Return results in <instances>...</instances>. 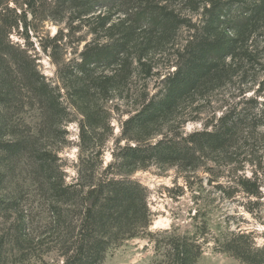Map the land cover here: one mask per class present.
Returning a JSON list of instances; mask_svg holds the SVG:
<instances>
[{
    "label": "rangeland",
    "instance_id": "obj_1",
    "mask_svg": "<svg viewBox=\"0 0 264 264\" xmlns=\"http://www.w3.org/2000/svg\"><path fill=\"white\" fill-rule=\"evenodd\" d=\"M0 1V38L7 35L6 41L27 50L56 105V115L49 118L27 95L23 106L1 109L7 127L0 140H11L14 131L31 140L33 151L12 158L0 151V198L9 206L0 209V264H62L55 206L77 227L92 205L84 196L105 178L139 182L146 190L151 224L113 245L102 264H153L164 257L170 234L201 244L196 264H249L224 251L223 243L244 232L252 246H264V21L253 39L256 55L238 61L222 85L186 100L170 119L126 131V121L160 95L165 76L176 69L179 48L201 29L204 2L234 0H162L190 20L175 40L150 50L142 58L146 65L131 48L126 65L90 67L81 65L82 52L88 44L113 41L106 27L124 18L132 6L127 0L124 5L121 0H93L86 8L63 0ZM99 14L107 16L105 28ZM233 108L258 118V125L244 130L234 154L203 157L191 168L156 161L136 167L122 163L125 146L180 139ZM245 177L262 185L259 196L247 193L241 184ZM53 183L65 189L62 198L55 195Z\"/></svg>",
    "mask_w": 264,
    "mask_h": 264
},
{
    "label": "trees",
    "instance_id": "obj_2",
    "mask_svg": "<svg viewBox=\"0 0 264 264\" xmlns=\"http://www.w3.org/2000/svg\"><path fill=\"white\" fill-rule=\"evenodd\" d=\"M63 1L79 3L85 8L93 2ZM127 1L132 6L125 10V16L119 22L106 27L107 16H97L100 27H106L113 41L88 44L81 54L82 66L90 67L101 62L126 65L134 53L131 48H135L140 64L146 65L142 58L150 50L175 40L180 28L190 21L168 1L165 4L162 0ZM121 3L124 5L125 0ZM204 3L201 29L196 28L186 44L179 48L176 69L165 76L160 95L150 99L141 111L126 121V131L144 130L170 119L186 100L205 96L222 85L234 72L238 61H251L256 55L257 44L253 39L262 27L261 21H264V0ZM193 5L198 7L196 1ZM84 12L88 13V9ZM228 28L234 32H229ZM1 29L0 26V33ZM4 38L7 40V35ZM4 38H0V135L6 132L4 129L7 127L1 109L19 103L23 106L26 95L31 102L38 101L42 105L46 117L56 115L54 96L50 93L49 84L39 74L35 61L27 50ZM257 122V116L251 111L233 108L208 124L211 128L206 126L180 139L160 138L125 146L121 153L122 163L136 167L156 161L195 167L203 157L236 153L233 148L243 137L244 130L252 124L258 125ZM11 133H14L11 140H0L2 153L12 158L33 151L27 136L14 131ZM46 166L45 161L42 162V168ZM256 176L259 177L257 172ZM1 181L0 173V185ZM241 184L249 195H260L262 185L251 177L243 178ZM53 189L59 198L66 194L59 184L53 183ZM84 198H91L92 205L86 207L77 227L72 225L69 214L61 206H55L54 221L64 247L62 264H102L113 245L138 235L151 224L146 190L139 182L105 178L94 189L88 190ZM4 203L0 198V209L9 207L3 206ZM245 238L247 234L244 232L233 233L223 243L224 251L249 264H264V246L256 248ZM165 243L164 257L153 264H196L203 253L201 244L186 235L170 234Z\"/></svg>",
    "mask_w": 264,
    "mask_h": 264
}]
</instances>
